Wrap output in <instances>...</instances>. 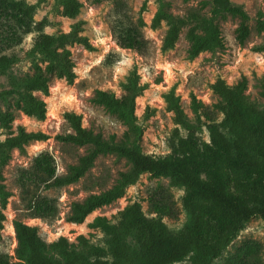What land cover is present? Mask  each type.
<instances>
[{"label":"trees","instance_id":"1","mask_svg":"<svg viewBox=\"0 0 264 264\" xmlns=\"http://www.w3.org/2000/svg\"><path fill=\"white\" fill-rule=\"evenodd\" d=\"M156 1L157 9L150 26L154 29L162 22L166 24L162 43L165 50L174 46L181 29L187 24L190 25L186 37L191 57L202 51L222 48L223 39L215 22L218 16L239 17L237 37L240 41L248 34L247 14L230 0H212L213 14L208 17L195 11L185 17L174 16L166 9L168 3ZM114 4L116 19L112 33L116 43L142 53L147 41L140 28L132 23L123 24L120 18L126 14L118 11L123 4L118 1ZM60 6L63 16L74 18L81 2L60 0ZM33 14L34 6L24 0H0V19L12 21L7 25L8 34L0 40H5L6 45L19 43L16 33L35 32L33 49L43 56L41 62L34 63L32 74L23 77L14 89L0 92V97L16 94L14 108L42 120L46 105L35 93L47 95L49 83L54 78L72 82L73 62L68 47L74 43L91 47L87 38L79 34L77 26L67 32L48 34L44 32L45 20L35 22ZM259 24V30L264 31V21ZM16 61L15 56L0 55V69ZM121 86L122 94L118 97L97 90L93 99L126 125L121 139H105L100 133L83 127L80 115L67 112L64 118L73 132L60 138L77 146H87V152L61 176L56 174L53 157L41 152L34 158L28 177L46 189L62 188L84 176L99 155L115 154L125 158L130 167L119 173L110 188L73 203L66 218L68 222L82 223L96 209L122 197L126 187L145 172L168 177L171 185L184 189L182 207L187 213V222L181 229L173 231L163 221L162 216L177 217L173 201L163 191L159 194L153 192L148 197L150 212L155 216H147L141 204L134 201L119 211L115 222L101 215L91 220L89 227L99 229L106 236V249L91 244L82 234L76 237L75 243L64 236L47 242L41 238L36 226L14 221L16 260L11 262L7 254H0V264H173L186 257L190 264H212L248 220L257 216L264 222V108L259 109L248 100L244 78L229 85L218 77L210 84V89L218 97L214 107L222 115L219 122L192 97L191 108L196 122L191 123L179 97L173 90L169 91L165 95L167 109L186 134L181 136L175 129L176 139L170 144V153L159 156L145 154L139 143L142 129L136 122L134 110L135 99L142 86L134 77L125 78ZM12 120V110L0 114V125L8 130L6 139L0 141V152L20 148L30 140L46 138L41 132H27L21 126L14 132ZM203 127L208 140L200 135ZM6 199L7 193L0 185L1 208L5 206ZM26 204L34 218L54 217L58 210L55 200L48 196L29 198ZM3 220L4 214L0 209V229ZM129 237L133 239L134 246L128 242ZM259 250L260 243L246 241L235 255L225 257L222 264H260ZM107 253L110 260L106 258Z\"/></svg>","mask_w":264,"mask_h":264},{"label":"rangeland","instance_id":"2","mask_svg":"<svg viewBox=\"0 0 264 264\" xmlns=\"http://www.w3.org/2000/svg\"><path fill=\"white\" fill-rule=\"evenodd\" d=\"M24 1L34 6L33 21L45 20V33L54 35L77 26L79 34L87 38L91 48L79 43L68 47L73 62V81L54 78L49 83L47 95L35 93L45 102L44 119L38 120L15 109L16 94L0 97V114L7 110L13 111L11 129L14 132L21 126L27 132H41L46 135L45 139L30 140L20 148L8 151L3 149L0 152V185L7 193L5 206H0L4 214L0 229V254H7L11 262L16 260L14 221L36 226L41 238L47 242L64 236L69 242L75 243L76 237L82 234L88 237L91 244L106 249V236L99 229L89 227L91 220L101 215L115 222L119 211L134 201L141 204L147 216H155V213L150 212L148 200L153 192L159 194L163 191L169 195L177 210V217L162 216V219L171 230L181 229L188 220L182 207L184 189L171 185L168 177L154 176L147 172L126 187L122 197L96 209L82 223L68 222L66 218L73 203L110 188L119 173L127 170L130 164L125 158L115 154L99 155L93 166L78 181L62 188L46 189L41 184L36 185L28 177L34 158L41 152L49 153L54 159L56 174L61 176L87 152V146H77L60 138L73 132L64 118L67 112L80 115L82 126L94 133H100L103 138L121 139L126 125L93 99L97 90L120 96L121 84L127 77L137 78L138 85L142 86L135 99L134 113L136 122L142 129L139 143L145 154H168L171 151V142L176 139L174 130L181 136L186 134L184 128L173 120L172 112L167 109L165 95L171 90L179 97L180 105L191 123L196 122L191 108L192 97L208 109L210 115L216 116V122L221 121L222 115L214 107L218 97L210 89V84L218 77L229 85L244 78L248 100L259 109L264 108V31L259 30V23L264 21V0H230L247 14L248 34L245 39L240 41L237 37L239 17L218 16L215 22L220 28L223 47L202 51L195 57L189 54L190 43L186 37L189 24L181 29L172 48H162L166 24L162 22L154 29L150 26L157 9L156 0H79L81 6L74 18L61 14L60 0ZM115 1L123 4L118 8V11L126 14V17L120 18L122 23L138 26L147 41L146 49L142 53L122 48L116 43L112 33L116 19ZM163 2L168 3V12L179 17H185L191 11L208 17L213 14L214 9L212 0ZM8 24H12V21L0 19V39L8 34ZM16 34L19 43L6 45L5 40H0V55L17 58L11 66L0 69V92L14 89V85L23 77L33 73L34 63L41 62L43 58L33 49L35 32ZM200 135L208 140L205 127ZM7 136V128L0 125V141H4ZM36 196H48L55 200L58 210L54 217H32L26 203L29 198ZM249 240L260 243L258 262L264 264V222L257 216L245 223L244 228L212 264H222L225 257L235 255L241 245ZM128 242L135 245L131 237ZM106 258L110 260L108 253ZM173 264H190V261L186 257Z\"/></svg>","mask_w":264,"mask_h":264}]
</instances>
